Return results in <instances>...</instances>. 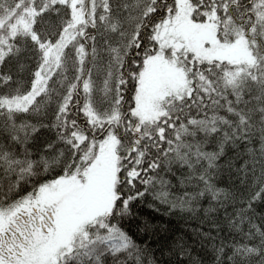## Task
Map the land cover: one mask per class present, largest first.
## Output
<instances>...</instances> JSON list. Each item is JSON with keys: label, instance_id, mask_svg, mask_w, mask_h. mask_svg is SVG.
Instances as JSON below:
<instances>
[{"label": "snow or ice", "instance_id": "1", "mask_svg": "<svg viewBox=\"0 0 264 264\" xmlns=\"http://www.w3.org/2000/svg\"><path fill=\"white\" fill-rule=\"evenodd\" d=\"M0 264H264V0H0Z\"/></svg>", "mask_w": 264, "mask_h": 264}, {"label": "trees", "instance_id": "2", "mask_svg": "<svg viewBox=\"0 0 264 264\" xmlns=\"http://www.w3.org/2000/svg\"><path fill=\"white\" fill-rule=\"evenodd\" d=\"M227 177H225V184L227 183ZM144 213L146 214H151L152 216H155V219L153 220V223L157 224L158 227H167L170 229H182L183 228V221H180L177 217L175 216H167L164 215L163 213H156L152 212L150 209H144Z\"/></svg>", "mask_w": 264, "mask_h": 264}]
</instances>
